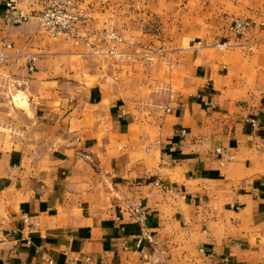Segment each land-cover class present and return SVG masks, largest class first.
<instances>
[{"label":"crops","instance_id":"0c3cea01","mask_svg":"<svg viewBox=\"0 0 264 264\" xmlns=\"http://www.w3.org/2000/svg\"><path fill=\"white\" fill-rule=\"evenodd\" d=\"M8 1L0 264H264V0H72L80 34L122 36L123 64L50 37L51 0L6 25Z\"/></svg>","mask_w":264,"mask_h":264},{"label":"built area","instance_id":"2783aa9c","mask_svg":"<svg viewBox=\"0 0 264 264\" xmlns=\"http://www.w3.org/2000/svg\"><path fill=\"white\" fill-rule=\"evenodd\" d=\"M22 1L26 0H9L7 2V12L3 17L6 25L12 27L20 26L34 18L33 14L27 13L19 6ZM36 17L43 30L52 38L68 36L76 43L84 42L87 46L92 48L94 54L112 59L118 64H123L127 60L126 53L121 49V45L124 43L123 38L116 30L105 28L103 30L93 32L88 36L80 34L78 27L83 15L82 11L72 0H51L48 6ZM251 26L252 20L235 19L230 29L238 37H243L248 33ZM222 46L226 47L228 44L225 43ZM6 48H12V46L10 44H6ZM2 58L3 56L1 55L0 60H2ZM147 59L153 60V57L148 56ZM34 62L35 58L28 57V66L30 71L34 70ZM166 111L170 112V108H167ZM251 124L253 128L259 127V122L256 120H252ZM128 206L130 213L145 230L143 240L152 242L146 232V209L138 202L129 203ZM0 224H2L1 218ZM143 240H140L139 243L141 244ZM226 264L230 263L227 261Z\"/></svg>","mask_w":264,"mask_h":264},{"label":"rangeland","instance_id":"374dc122","mask_svg":"<svg viewBox=\"0 0 264 264\" xmlns=\"http://www.w3.org/2000/svg\"><path fill=\"white\" fill-rule=\"evenodd\" d=\"M235 19H241V20H246V19H249V18H244V17H241V16H236V17H232L230 20H229V22H230V28H231V26H232V24H233V22H234V20ZM250 20V19H249ZM232 32V31H231ZM247 35V34H246ZM237 36V35H236ZM238 37V36H237ZM239 38H244V36L243 37H239ZM250 51H252V49L250 50Z\"/></svg>","mask_w":264,"mask_h":264}]
</instances>
